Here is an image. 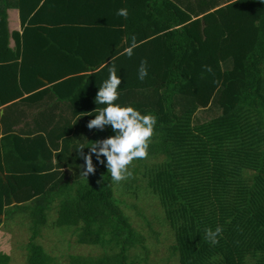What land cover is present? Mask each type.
Returning a JSON list of instances; mask_svg holds the SVG:
<instances>
[{
    "label": "trees",
    "instance_id": "obj_1",
    "mask_svg": "<svg viewBox=\"0 0 264 264\" xmlns=\"http://www.w3.org/2000/svg\"><path fill=\"white\" fill-rule=\"evenodd\" d=\"M11 9L22 32L9 30ZM133 36V54H121ZM113 63L117 103L157 118L147 158L158 161L143 176L179 263L264 264V0H0V225L27 213V263H55L36 243L55 210L56 228L102 248L70 264H140L131 252L145 239L106 157L92 154L86 178L77 151L115 135L88 128ZM217 226L213 245L205 230Z\"/></svg>",
    "mask_w": 264,
    "mask_h": 264
},
{
    "label": "rangeland",
    "instance_id": "obj_2",
    "mask_svg": "<svg viewBox=\"0 0 264 264\" xmlns=\"http://www.w3.org/2000/svg\"><path fill=\"white\" fill-rule=\"evenodd\" d=\"M157 161L153 158L134 160L129 170H140L136 175V183L131 188L123 187L121 184L126 182L125 179L114 182L112 187L133 228L145 239V249H133L131 257L137 256L140 264H180L178 256L171 250L174 245V233L165 221L158 197L147 188L143 176L144 166ZM55 219L56 211L53 210L49 213L46 227L41 229L40 236L36 239V243L54 258V264H70L72 256L88 257L101 254L102 248L99 246L78 244L72 229L56 228ZM29 225L27 213L21 212L15 213L12 219L4 220L0 225V254L10 257L9 264H28L25 245L29 241Z\"/></svg>",
    "mask_w": 264,
    "mask_h": 264
},
{
    "label": "clouds",
    "instance_id": "obj_3",
    "mask_svg": "<svg viewBox=\"0 0 264 264\" xmlns=\"http://www.w3.org/2000/svg\"><path fill=\"white\" fill-rule=\"evenodd\" d=\"M118 16L127 19L128 11L125 8L117 11ZM135 36L132 37L131 45L121 54H127L129 57L137 47ZM209 71L211 69L209 68ZM148 75L147 60H142L138 78L143 81ZM122 84V78L117 74V69L113 63L109 67V77L99 87L95 103L105 105L103 108H97L98 112L95 119L89 124V129L103 130L106 126H111L115 135L94 141L91 145L90 152L85 155L84 145H80L78 152L86 162V170H82L81 175L88 178L89 174H94L96 168L93 164L92 154H95L101 164L104 160L100 157H106L108 172L111 174L113 182H120L130 178L133 173L129 166L134 160L144 159L148 156L151 138L154 135L157 118L151 114H142L132 106H123L117 103L120 92L118 89ZM206 238L211 244L219 243L217 237L222 233V228L217 226L215 231L208 228Z\"/></svg>",
    "mask_w": 264,
    "mask_h": 264
},
{
    "label": "crops",
    "instance_id": "obj_4",
    "mask_svg": "<svg viewBox=\"0 0 264 264\" xmlns=\"http://www.w3.org/2000/svg\"><path fill=\"white\" fill-rule=\"evenodd\" d=\"M8 26L10 32H22V25L20 20V15L17 10L8 11ZM11 46H14V41L11 40Z\"/></svg>",
    "mask_w": 264,
    "mask_h": 264
}]
</instances>
